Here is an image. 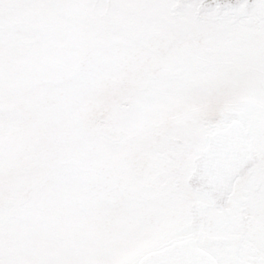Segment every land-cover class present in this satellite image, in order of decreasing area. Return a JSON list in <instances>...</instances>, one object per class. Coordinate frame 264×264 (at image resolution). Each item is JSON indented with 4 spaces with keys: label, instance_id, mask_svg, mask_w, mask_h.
<instances>
[{
    "label": "snow or ice",
    "instance_id": "6c2138e0",
    "mask_svg": "<svg viewBox=\"0 0 264 264\" xmlns=\"http://www.w3.org/2000/svg\"><path fill=\"white\" fill-rule=\"evenodd\" d=\"M0 264H264V0H0Z\"/></svg>",
    "mask_w": 264,
    "mask_h": 264
}]
</instances>
